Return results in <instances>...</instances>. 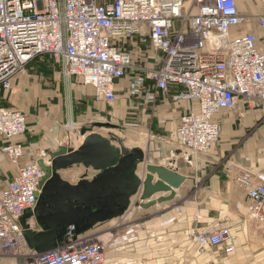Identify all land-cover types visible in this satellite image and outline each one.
Returning <instances> with one entry per match:
<instances>
[{
    "label": "built area",
    "instance_id": "obj_1",
    "mask_svg": "<svg viewBox=\"0 0 264 264\" xmlns=\"http://www.w3.org/2000/svg\"><path fill=\"white\" fill-rule=\"evenodd\" d=\"M244 21L237 0H0V90L13 94L16 75L46 57L69 88L79 77L110 102L121 78L128 79L131 98L150 101L152 80L156 92L173 89L174 101L195 102L177 132L187 153H206L220 140V111L244 102L264 113V51L254 33L230 38ZM259 22L264 25V14ZM75 126L66 123L67 131ZM27 130L24 111L0 104L1 152L17 166L0 190V255L16 264H107L105 245L81 238L73 225L56 249L29 247L21 218L33 211L45 173L38 162L22 163L24 146L14 139ZM236 182L264 226V172L242 171ZM228 238L226 227L198 236L203 247L224 246L226 254L234 251Z\"/></svg>",
    "mask_w": 264,
    "mask_h": 264
},
{
    "label": "crops",
    "instance_id": "obj_2",
    "mask_svg": "<svg viewBox=\"0 0 264 264\" xmlns=\"http://www.w3.org/2000/svg\"><path fill=\"white\" fill-rule=\"evenodd\" d=\"M237 5L245 21L231 29L230 38L254 33L264 51V25L259 22L264 0H237ZM127 86L128 79L121 78L115 102L99 99L94 86L79 77L69 88L50 57L34 60L16 75L13 94L0 90V104L27 114V132L14 139L24 146L22 163L44 160L49 164L51 153L61 146L79 148L84 141L78 132L82 125L112 122L125 126L129 132H121L133 135L131 144L121 136L125 146H139L145 153V162L137 170L142 181L148 164L171 167L192 179L181 186L175 199L148 210L138 206L142 185L123 216L80 234L105 245L107 264H264V226L252 216L247 192L236 182L242 171H264V113L244 102L235 110L220 111L216 115L222 125L220 140L206 153L189 154L181 146L177 127L195 102L174 101L173 89L168 94L156 92L152 80L147 84L153 92L150 101L131 98ZM69 120L76 122L71 131L66 129ZM110 130L93 129L106 137ZM4 143L0 137V190L17 173V166L1 152ZM85 172L89 178L96 174L84 166L61 170L72 183ZM169 194L157 193L152 199ZM29 221L36 224L34 219ZM221 227L229 229L225 245H233L234 251L226 254L224 246H219L200 253L191 235ZM9 257L12 260L0 258V264H15Z\"/></svg>",
    "mask_w": 264,
    "mask_h": 264
},
{
    "label": "water",
    "instance_id": "obj_3",
    "mask_svg": "<svg viewBox=\"0 0 264 264\" xmlns=\"http://www.w3.org/2000/svg\"><path fill=\"white\" fill-rule=\"evenodd\" d=\"M94 127L129 130L112 122L82 125L78 132L84 136V141L79 148L61 146L51 153L49 164L38 161L45 173L40 183L41 193L33 211L21 218L27 243L38 252L54 250L66 241L65 235L71 225L80 235L100 223L123 216L142 185L138 206L148 210L158 203L175 199L181 186L192 179L171 167L148 164L142 181L137 170L145 162L143 149L139 146L129 148L120 135L110 132L106 137L93 131ZM74 166L92 168L96 174L89 178L85 172L77 183H72L63 178L61 170ZM154 175L158 176L157 180ZM162 192L170 194L152 199Z\"/></svg>",
    "mask_w": 264,
    "mask_h": 264
},
{
    "label": "rangeland",
    "instance_id": "obj_4",
    "mask_svg": "<svg viewBox=\"0 0 264 264\" xmlns=\"http://www.w3.org/2000/svg\"><path fill=\"white\" fill-rule=\"evenodd\" d=\"M136 38H140L139 36H136ZM151 53H154L155 54V52H153V50H151L150 51ZM105 132H107V130H104ZM111 132H113V133H117L118 135H120V136H125V138H126V142L128 143V144H131V143H129V142H131L130 141V138H133V135L131 134V133H128V134H126V132H121V131H117V130H115V129H111L110 130ZM128 132H129V130H128ZM260 172H264V171H260ZM201 233V231H196V232H194L192 235H191V240H193V242L195 243V244H197L198 245V251L200 252V253H204V252H206L207 251V249L209 248V247H211V246H202L201 244H200V242H199V240H198V236H199V234ZM85 239V238H84ZM85 240H88V239H85ZM89 241V240H88ZM0 258H4L5 260H7L8 258V260H12L9 256H2V255H0ZM19 259V258H18ZM13 261H14V263L16 264V258L15 257H13Z\"/></svg>",
    "mask_w": 264,
    "mask_h": 264
}]
</instances>
